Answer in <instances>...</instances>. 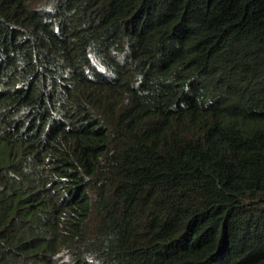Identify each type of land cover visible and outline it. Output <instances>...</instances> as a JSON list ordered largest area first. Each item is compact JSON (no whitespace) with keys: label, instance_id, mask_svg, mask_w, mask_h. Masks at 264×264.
Here are the masks:
<instances>
[{"label":"trees","instance_id":"1","mask_svg":"<svg viewBox=\"0 0 264 264\" xmlns=\"http://www.w3.org/2000/svg\"><path fill=\"white\" fill-rule=\"evenodd\" d=\"M0 264H264V0H0Z\"/></svg>","mask_w":264,"mask_h":264}]
</instances>
